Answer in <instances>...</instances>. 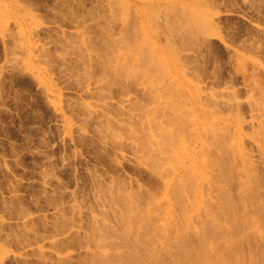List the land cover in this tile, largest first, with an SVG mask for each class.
I'll return each mask as SVG.
<instances>
[{
  "label": "rangeland",
  "instance_id": "rangeland-1",
  "mask_svg": "<svg viewBox=\"0 0 264 264\" xmlns=\"http://www.w3.org/2000/svg\"><path fill=\"white\" fill-rule=\"evenodd\" d=\"M261 121L264 0H0V264H263Z\"/></svg>",
  "mask_w": 264,
  "mask_h": 264
},
{
  "label": "bare ground",
  "instance_id": "bare-ground-1",
  "mask_svg": "<svg viewBox=\"0 0 264 264\" xmlns=\"http://www.w3.org/2000/svg\"><path fill=\"white\" fill-rule=\"evenodd\" d=\"M198 125H199V133L196 135V137L200 140V143H201V153L199 154V155H195V154H193V155H191L190 154V152H189V150L188 149H184V153H183V155L185 156V157H187L188 158V163L190 164V167H191V171H192V173H193V176H194V180H195V184H196V188H197V193H196V195L194 196V199H195V201L196 202H198V201H200L201 200V196H200V193H201V190H202V187H201V185H202V182L203 181H206L207 180V176H206V173H205V171H204V167H205V164H204V159H203V157H204V153H203V151H207L206 149H207V145L209 144V142L208 141H206V139H205V137L203 138L202 137V135L206 132V130H213V128L211 127V125H210V123H209V121L207 122L206 121V119H199L198 120ZM202 132H204L202 135H201V133ZM258 132V134H257V136H258V139H259V141H260V145H259V147H260V150H261V155H263V160H264V123L261 121L260 123H259V130L257 131ZM209 133V132H208ZM205 135V134H204ZM206 135H207V133H206ZM241 137H242V132H241V129L239 128V125H234V127H233V129H232V138H231V142H230V145H228L229 146V151H230V154H231V156H232V160L233 161H235V162H237V164H238V167H241V171H242V174H243V176H245L244 178L246 179V180H244L243 179V177H242V174H240V188H241V191H242V194L244 193V195H245V193H248L247 191H245L246 189H247V184L250 182V179H249V171H248V168H249V166H248V163H247V161L248 160H245L244 159V156H243V151H242V148H241ZM243 141V140H242ZM221 145H218L217 146V150H216V152L218 153V154H220L222 151V146L220 147ZM223 148H224V146H223ZM264 162V161H263ZM263 164V163H262ZM219 166V165H218ZM263 167H264V165H263ZM224 177L226 176V175H223ZM223 177V178H224ZM252 177V176H251ZM254 178V177H253ZM253 178H251L252 179V181L251 182H253ZM220 179L222 180V177H221V175L219 174L218 176H214V180L212 181L211 179V183L213 184V185H215V186H218L219 185V183H220ZM225 182V181H224ZM239 185V184H238ZM249 188L251 189V185L249 186ZM226 192V191H225ZM240 193V192H239ZM251 193L253 194V196H254V192L253 191H251ZM250 193V194H251ZM224 196H225V199H226V197H228L227 195L228 194H226V193H224V190H223V193H222ZM223 195L221 196V198H222V201H221V203H222V206H223V216H225V215H227V213L229 212V211H231L232 209H231V203H229L230 201H232L233 199H231L229 202H228V200H225L224 199V197H223ZM243 195V196H244ZM246 196V195H245ZM250 196H252V195H250ZM230 197V196H229ZM228 197V198H229ZM220 198V199H221ZM246 198V197H245ZM247 198H250L249 197V193H248V197ZM246 198V199H247ZM252 199H253V197H251ZM247 199L248 200V202H249V204H251L252 205V203H255L256 201H257V199H256V201H255V198H254V202L252 201V199ZM233 202V201H232ZM258 202H259V200H258ZM257 203V202H256ZM261 203V202H260ZM260 203H259V205H260ZM232 205H234V204H232ZM253 205H255V204H253ZM263 206H264V204H263ZM252 207V206H251ZM258 207V206H257ZM261 207V206H260ZM259 207V209H261ZM231 209V210H230ZM235 209H233V211H234ZM252 210V209H251ZM232 211V212H233ZM258 211V212H257ZM256 212H255V210H254V214L256 215V217H258V221H259V223H260V225H258V226H256V225H254V226H256L255 228H257V229H255L254 227H253V225H251V224H254V220H256V219H254L252 222L253 223H251L250 225H251V227H253V229H255V230H257L258 231V233H259V229H261V227L263 228L264 226H262L263 225V223L261 224V222L260 221H262L263 220V218H261L262 216H264V209H261L260 211L259 210H257ZM236 212V211H235ZM235 212H234V214H235ZM221 213V212H220ZM230 213V212H229ZM225 214V215H224ZM252 214H253V212H252ZM221 216V215H220ZM231 216V215H230ZM233 216V215H232ZM247 216H249L248 214L247 215H245V217H247ZM216 218V216L214 217V215H212L211 216V218ZM226 217H228V216H226ZM225 217V218H226ZM235 217H237V216H235ZM243 218H245L244 216H242ZM229 218V217H228ZM238 218V217H237ZM248 218V217H247ZM259 218H261L262 220H260ZM226 220V219H225ZM244 220V219H243ZM242 219H241V221H243ZM246 220V219H245ZM248 220H249V218H248ZM209 221H211V220H209ZM238 221V220H237ZM264 221V220H263ZM244 222H246V221H244ZM249 222V221H248ZM247 222V223H248ZM211 224V223H210ZM214 224V223H213ZM218 224V223H217ZM232 224H233V222H232ZM234 224L235 225H232L233 226V229H235L236 227H234V226H236L237 224H236V222H234ZM239 224H240V221H239ZM241 224H243L242 222H241ZM245 224V223H244ZM249 225V226H250ZM232 226L230 227L231 229H232ZM242 226V225H241ZM244 226H246V225H244ZM244 226L242 227V228H244ZM202 227H204V226H202ZM206 227V226H205ZM209 227V226H208ZM251 227L249 228V227H246V228H249V229H251ZM216 228V227H215ZM203 229V228H202ZM245 229V228H244ZM253 229H251V231L253 230ZM230 230V229H229ZM246 230V229H245ZM248 230V229H247ZM203 231V230H202ZM219 231V230H218ZM232 231V230H231ZM230 231V232H231ZM233 231H235V230H233ZM236 231H238V233L240 234V232H239V230H236ZM197 232H200V231H197ZM208 232V231H207ZM210 232V231H209ZM215 232V231H214ZM230 232H229V234H230ZM255 232V231H254ZM254 232H252V233H254ZM202 233H204V232H202ZM210 233H212V232H210ZM219 233V232H218ZM218 233L216 234V235H218ZM255 233H257V232H255ZM200 234V233H199ZM198 233H197V235L200 237V236H202L203 237V235H199ZM205 234H206V232H205ZM209 234V233H208ZM235 234V233H234ZM233 234V235H234ZM245 234V233H244ZM210 235V234H209ZM220 235V234H219ZM197 236V237H198ZM205 236H207V235H205ZM204 236V238H201V241H199V242H201L200 244L201 245H204L205 244V237ZM228 236H230V235H228ZM211 237V236H210ZM216 237V236H215ZM200 238H198L199 240H200ZM225 238H227L228 240L226 241V243L224 244L225 246H224V248L226 249L224 252H223V255H225V256H223L222 258H221V256H222V253H220V251H219V253L221 254V256H219L220 258H221V260L220 261H222V262H220V263H222V264H239V261L237 260V258L239 257L238 255H237V257H235V256H233V254L232 253H234V251L232 252V250H237L236 248H234V247H237L236 246V243H238V242H235L234 241V239L232 238V235H231V237H225ZM211 239V238H210ZM214 239V238H213ZM236 239V238H235ZM208 240V239H207ZM207 240H206V242H207ZM213 241V240H212ZM181 242V241H180ZM198 242V241H197ZM189 243H191V242H189ZM199 244V245H200ZM180 245V244H179ZM188 245V244H187ZM198 245V244H197ZM198 245V246H199ZM182 246V245H181ZM194 246H195V244H194ZM197 246V247H198ZM230 246H232L231 248H230ZM184 247H187V246H184ZM191 247V246H190ZM193 247V246H192ZM202 246H200L199 247V250H200V248H201ZM223 247V246H222ZM221 247V248H222ZM182 248V247H181ZM188 248V247H187ZM220 248V249H221ZM234 248V249H233ZM179 249H180V247H179ZM185 249V248H184ZM191 249V248H190ZM189 249V250H190ZM216 249H217V247H216ZM216 249H215V251H216ZM219 249V248H218ZM196 251V247H195V249H193L192 248V251ZM202 250H203V248H202ZM180 251V250H179ZM184 251H186V250H184ZM191 251V252H192ZM197 251H198V248H197ZM232 252V253H231ZM198 253H200V252H198ZM218 255H219V253H218V251L216 252ZM238 253V252H237ZM183 254V253H182ZM187 254H189V253H187ZM192 255H194L193 253H192ZM234 255H236L235 253H234ZM257 255V254H256ZM188 256V255H187ZM197 256V255H196ZM214 256V255H213ZM233 256V257H232ZM260 256H262V255H260ZM260 256H258L257 257V262H259L260 264H261V262L259 261L261 258H259ZM183 257V256H182ZM200 258H196V259H194L195 257H193V259L195 260V264L197 263H199V264H203L202 262H203V259H202V257L201 256H199ZM264 258V257H263ZM177 259H179V258H177ZM181 259V258H180ZM185 259V258H184ZM175 260V259H174ZM182 260V259H181ZM189 260H192V258L191 259H189ZM188 260V261H189ZM219 260V259H218ZM218 260H215L214 259V261H218ZM240 260V259H239ZM254 261V260H253ZM183 262V261H182ZM182 262H180V263H182ZM216 262H213V263H215L216 264ZM262 262H264L263 260H262ZM219 263V262H218ZM217 263V264H218ZM219 263V264H220ZM176 264V263H175ZM177 264H178V262H177ZM264 264V263H263Z\"/></svg>",
  "mask_w": 264,
  "mask_h": 264
}]
</instances>
